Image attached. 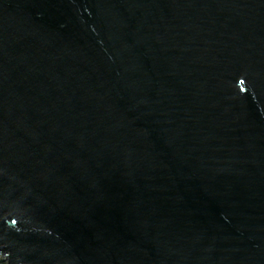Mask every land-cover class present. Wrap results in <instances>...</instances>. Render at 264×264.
<instances>
[{
  "label": "water",
  "instance_id": "water-1",
  "mask_svg": "<svg viewBox=\"0 0 264 264\" xmlns=\"http://www.w3.org/2000/svg\"><path fill=\"white\" fill-rule=\"evenodd\" d=\"M0 264H264V0H0Z\"/></svg>",
  "mask_w": 264,
  "mask_h": 264
}]
</instances>
